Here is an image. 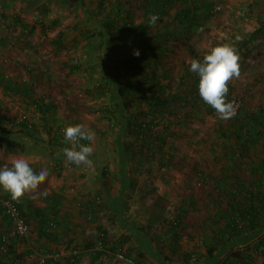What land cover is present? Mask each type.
Here are the masks:
<instances>
[{
	"label": "rangeland",
	"instance_id": "374dc122",
	"mask_svg": "<svg viewBox=\"0 0 264 264\" xmlns=\"http://www.w3.org/2000/svg\"><path fill=\"white\" fill-rule=\"evenodd\" d=\"M206 1L214 4L211 17L199 21L183 38L171 39L160 58L156 83L166 86L168 93L177 92L185 71L192 72L188 47L202 60L211 48L233 46L258 25L256 11L250 12L253 0ZM144 6L145 0H0V114L8 120L0 123V168L24 158L37 173L42 169L49 173L36 194L29 193L19 202L27 215L29 243L13 233L0 213V236L6 241L0 264H43L44 256L30 248L35 242L56 250L52 264H69L74 252L80 256L77 264H116L114 255L128 250L140 264H155L151 254L176 264V257L167 251L168 239L159 235L164 225L174 223L177 213L183 217L180 248L190 247L196 259L184 264H202L209 236L203 231L202 239L196 236L206 231L202 224L209 207L205 205L216 196L215 182L210 181L223 170L232 180L248 177L251 165L264 160L262 141L249 158L242 159L239 169L226 155L235 138V119L264 112V39L238 54L241 75L229 82L227 96L238 105L235 119L222 120L203 104L198 110H182L176 119L160 118L151 134L161 135L168 128L165 142L160 149L155 144L151 147L152 156L147 152L146 158H140V144L133 141L130 130L133 122L143 118L137 110L143 104L125 108L117 95L127 78L122 63L130 61L128 68H135L140 55L133 52H141L140 39L144 43L154 37L161 40L163 26L179 8L176 5L150 27ZM18 19L27 27L17 24ZM125 24L141 27L142 33H128ZM137 78L144 82L143 75ZM40 102L53 108L48 113L34 108ZM22 117L26 131L20 125L23 122L17 123ZM74 124L95 132L93 141H80L94 149L92 167L70 164L62 154L72 144L63 130ZM257 127L264 133V125ZM103 171H107L106 180ZM45 191L47 196L42 195ZM3 198L11 196L0 188ZM50 199L60 215L51 233L64 232V219L68 226L63 240L55 236L48 245L39 240L35 219L28 213L36 208L50 214L54 206H49ZM90 205L97 220L82 217ZM97 228L103 229L109 245L98 251L96 242L88 250V240ZM254 234H243L226 248L220 245V254L210 256L216 257L212 263L264 264V225ZM194 238H199L196 244ZM9 246H14L12 255Z\"/></svg>",
	"mask_w": 264,
	"mask_h": 264
},
{
	"label": "trees",
	"instance_id": "16d2710c",
	"mask_svg": "<svg viewBox=\"0 0 264 264\" xmlns=\"http://www.w3.org/2000/svg\"><path fill=\"white\" fill-rule=\"evenodd\" d=\"M176 5L179 6V8H177L178 11L175 12L171 22L170 20L166 21L163 26V29L165 30L163 38L159 40V38L154 37L145 40V43L140 39V57L136 58L137 62L136 64H133L135 68H130L132 70L127 66L129 63L132 65L130 61H124L122 63L124 64L123 69L127 78L123 84L119 85L117 95L124 102L125 108H131L133 104H138V102H140V105L143 104V108L137 107L138 113L141 114L143 118L139 121L133 122L130 130V135L133 137V141L140 144V149L137 153L140 158H146L145 155L147 152L151 155V147L154 144L155 147L158 146V149H160V143L163 145L165 142L168 128L164 127L161 135L151 134L158 119L167 116L176 119L179 117L181 111L188 107H191L192 110H198L201 104L205 106L208 105L199 95V77L193 72L185 71L183 80H180L178 90L174 93H168L166 86L156 83L157 75L155 72L161 65L160 58L165 55L168 43L170 44L171 39H174L175 37L183 38L185 34L189 33L190 29L192 30L195 26L199 25V21L210 18L214 9V4L206 0H145L143 11L144 14L148 16V23L149 17L153 14L158 16L157 22H160L162 18L169 13V10L173 9ZM250 7V12L252 14L256 11V15H253L257 19L258 25L252 32L233 44V47L237 49L238 54L253 42L264 39V3H262L261 0H253ZM16 23L27 27L20 19L16 20ZM170 23H172V25H170ZM175 24H177V26H175ZM149 25L150 27L152 26L150 23ZM111 27H113V25H111ZM176 27H178V29H176ZM33 29L34 28H31V30ZM124 29H126L128 33L134 34L136 32V35L142 33L141 27L136 28L135 26H129L128 24L124 25ZM187 50L193 59L201 60L193 49L188 47ZM138 74L143 75L144 82H142L140 78H137ZM1 79L2 77L0 74V80ZM33 106L38 110H45L47 113L53 108L49 105L44 106L41 102L39 104L34 103ZM190 114L191 113L187 114V116ZM263 115L264 112L259 111L258 114L247 118H241L240 120L234 118L237 126L234 127L235 138L232 140L230 147L227 148L226 155H228L235 163L237 166H235L236 168L239 167L242 159L250 157V154H252L251 152L255 149V145L261 141L263 143L261 147L264 149V133L257 129L258 124L261 126L264 125ZM5 118L6 116L0 114L1 124L8 122V120L6 122ZM20 125L25 131L29 129L26 125V121ZM262 153L264 154V152ZM250 168V171H248V177L243 176L242 178H235L232 180V177L223 170L220 172L219 178L217 177L213 181H210L215 182L213 185L216 196L205 205V207H209L205 211L207 216L202 224V227H204L206 231L202 229L198 232L200 235L197 234L196 236L201 237L202 239L201 234L203 235L205 232H207L209 236L210 243L207 245L209 246V249L207 250L206 258L204 257V262L202 264H213L212 262L216 257L211 258L210 256L214 253L220 254L218 253L220 245L226 248L227 244L235 240H240V236L243 234H246L247 237L254 236L256 229L264 225V160L257 165H251ZM241 172H244V170H241ZM101 176L106 180L107 171H103ZM9 199L17 206L21 216L24 218L26 224H28L25 219L27 215L22 212L20 204L13 201L11 198ZM191 202L193 203V200H191ZM48 204L51 207L55 202L50 199ZM93 209L94 208L91 205L90 207H86L82 217H85L86 219L91 218L93 220L98 218L97 212ZM193 210L195 211V209ZM28 215H30L29 217H31L33 221L35 219L36 234L38 235L39 240L46 242L45 244L48 245L52 240L55 241L56 237L57 239L63 240L62 237H64L65 229L68 226L66 220L68 219H64L63 221L64 232H60L59 235L54 234L53 232L51 233V230L53 231L56 228L55 220L60 216L55 205L50 214L45 213V210L43 209L38 210L35 208L32 209ZM66 217H70V215L67 214ZM3 218L9 222L5 216H3ZM182 223V214L177 213L174 223L164 225L163 232L159 235V237L164 236L168 239L170 256H176L181 250L180 241L182 237L180 228ZM202 231L203 233H201ZM29 233L30 232H28L26 238H23L27 243H29ZM243 237L244 236H242V238ZM247 239L248 238L245 240ZM195 240L196 238L192 239L194 244L197 243ZM88 241H90L86 246V249L88 250L92 249L96 242L97 244H100L102 249L103 247L107 248L109 245L102 228L94 230L92 232V237ZM5 243V238L0 236V247ZM38 243L39 242L33 243L34 245L30 248L32 251H36L39 255L44 256L43 264H52L53 261H55L56 250L41 248ZM120 243L125 244L126 242L120 241ZM48 245L43 246H46L47 248ZM118 249L120 250V248ZM192 249L195 250L194 245ZM7 251L12 255L14 253V246H9ZM193 252L194 251L189 253V250H185L180 254L179 259L184 263L188 260L196 261L195 252ZM97 253L98 252H96V254ZM119 253L125 258L132 259L133 253L131 250H128L127 253ZM97 256H99V254H97ZM235 256L240 260L239 254H236ZM79 257L80 256L77 252H74L70 255L68 263L77 264ZM242 260L244 262L246 261L244 259ZM134 262L140 264L138 261Z\"/></svg>",
	"mask_w": 264,
	"mask_h": 264
},
{
	"label": "clouds",
	"instance_id": "9594fccd",
	"mask_svg": "<svg viewBox=\"0 0 264 264\" xmlns=\"http://www.w3.org/2000/svg\"><path fill=\"white\" fill-rule=\"evenodd\" d=\"M157 20V15L149 17V23L152 25H155ZM133 55L138 57L140 53L135 50ZM189 63L190 71L199 77L198 91L201 99L215 110L220 119L234 118L238 105L234 100L229 101L227 96L229 82L241 75L237 49L228 44L219 45L211 48L202 60L192 59ZM63 132L65 140L72 142L71 147L62 149L66 161L77 166L83 164L92 167L93 161L90 157L94 149L90 144H81L80 141H93L95 132L84 124L69 125ZM48 175L47 169L37 173L24 158L13 159L11 167L0 168V188L8 192L13 201L19 203L27 194H36ZM42 195L47 196L48 193L45 191Z\"/></svg>",
	"mask_w": 264,
	"mask_h": 264
},
{
	"label": "built area",
	"instance_id": "2783aa9c",
	"mask_svg": "<svg viewBox=\"0 0 264 264\" xmlns=\"http://www.w3.org/2000/svg\"><path fill=\"white\" fill-rule=\"evenodd\" d=\"M24 120L25 117H22L17 123H22ZM0 209L2 215L8 219L13 233L19 238H26L29 228L24 218L21 216L17 206L9 198H3L0 199ZM96 249H98V251L102 250L100 244L96 246ZM0 253H6L5 245L0 247ZM113 259L116 264H136L132 259L125 258L121 254H115Z\"/></svg>",
	"mask_w": 264,
	"mask_h": 264
},
{
	"label": "crops",
	"instance_id": "0c3cea01",
	"mask_svg": "<svg viewBox=\"0 0 264 264\" xmlns=\"http://www.w3.org/2000/svg\"><path fill=\"white\" fill-rule=\"evenodd\" d=\"M163 232V231H162ZM159 240V239H158ZM197 240V242L199 241V238L198 239H196ZM195 240V241H196ZM180 243H181V241H180ZM190 247H188V248H186V250L188 251V249H189ZM165 250V249H164ZM168 252H169V250H167ZM184 252V250L183 249H181L180 250V252H179V254H177L175 257H176V260H177V262H176V264H184V262L181 260V259H179V257H180V254L181 253H183ZM169 255H170V253H168ZM152 256H155L154 257V259L153 260H155V264H169L167 261H165L164 259H162V258H160L159 257V254H151V257Z\"/></svg>",
	"mask_w": 264,
	"mask_h": 264
}]
</instances>
